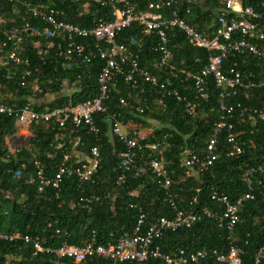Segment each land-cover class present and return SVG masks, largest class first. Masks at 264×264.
<instances>
[{"label":"trees","instance_id":"obj_1","mask_svg":"<svg viewBox=\"0 0 264 264\" xmlns=\"http://www.w3.org/2000/svg\"><path fill=\"white\" fill-rule=\"evenodd\" d=\"M130 1L138 10L143 11L147 4L158 0ZM263 1L240 0L242 6L253 7ZM173 2L169 10L176 11L180 18L198 32L209 33L217 27L216 16L222 7L221 0ZM28 5L53 9L57 13V19L81 28H90L98 20L111 19L109 6L93 0H1L0 56L7 55L12 49L11 43L1 34L2 31H19L25 24L29 30L42 27L39 19L32 18L26 11ZM169 10L163 8L159 12L167 16ZM21 35L18 56L28 64L16 66L9 62L0 63V101L16 107L27 103L31 95L28 84L33 78H37L39 90L35 97H52L44 103L32 105L36 110L44 106L54 109L75 105L97 97L96 76L101 60L96 58L89 64L78 59L65 61L57 49L58 43L63 46L59 37L52 39V48L40 59L34 44L38 42L42 46L44 39L26 32H21ZM166 36L167 48L171 52L170 71L153 66L159 58L158 39L154 34L143 36L137 24L116 34V42L136 54L139 66L155 75L164 88H152L138 82L137 89L129 91L121 77L117 76L109 82L110 92L105 105L107 113H118V120L123 124L131 122L137 129L150 130L143 139H138V143L157 144L159 153L156 156L171 180L169 190L165 191L156 184L148 167V162L155 153L146 149L135 150L125 181L116 184L119 155L124 146L110 135L104 115L93 118L98 127L97 138L83 127L74 128L70 122H66L59 128L51 120L48 123L30 125L25 144L13 152L8 150L6 140L15 136L19 128L14 118L0 115V234H18L33 240L36 238L42 248H54L63 242L81 245L90 236L98 244H111L121 234H131L134 231L139 214L144 217L141 233L155 219L171 217L173 211L167 202V193H170L178 210L204 208L213 215L200 217L188 228L163 232L153 242L161 253L172 255L178 250L186 253L207 250V258L198 264H223L216 262L211 252L226 254L229 243H233L241 252V264H252L256 250L264 241V178H256L252 182L254 197L242 202L238 209L241 221L232 232L220 225L217 217L223 207L211 200L210 195L215 192L234 201L247 192L240 177L244 169L264 161V124L256 120L252 123L246 116L240 117L239 109H235L229 121L233 125V133L237 135L238 144L243 148L242 155L238 158L226 156L229 146L223 139L225 131H222L216 145L217 158L212 167L200 176L185 177L179 166L180 152L186 150L198 157L203 156L220 112L217 109V90L211 77L205 82V99H200L190 78L186 76L200 71L205 66L209 53L190 47L184 36L176 30L168 31ZM82 42L92 46L94 41L86 39ZM258 64L264 66V62H257L252 57L228 53L222 67L224 71L229 68L239 71L256 70L255 66ZM34 68L36 72H33ZM24 72H29V75L24 76ZM62 81H66L68 86L74 82L70 92L63 90ZM21 82H25V85L21 86ZM171 89L196 105L193 117L184 113L181 102L166 95ZM247 94L248 98L245 99L240 91L226 102L252 107L264 99L263 88L251 90ZM119 97L127 99L129 108L123 109L118 105ZM159 99H162V105L157 104ZM136 105L144 108L142 114L133 112L131 107ZM76 135L81 139V145L76 148L78 152L86 154L92 146H100V164L95 174V183L78 187L73 177H62L58 188L47 186L38 191L33 161L39 163L46 178H52L63 155L70 151L69 140ZM127 136L131 137L130 134ZM257 180L262 187L256 184ZM83 194L97 196L98 201L78 203V198ZM193 197H196V204L191 206L189 203ZM0 264L74 263L38 252L32 242L17 239L0 241ZM78 264L120 263L91 257ZM147 264L161 263L149 260Z\"/></svg>","mask_w":264,"mask_h":264},{"label":"built area","instance_id":"obj_2","mask_svg":"<svg viewBox=\"0 0 264 264\" xmlns=\"http://www.w3.org/2000/svg\"><path fill=\"white\" fill-rule=\"evenodd\" d=\"M93 1L100 2L101 5L107 4L111 19L109 21L98 20L90 28H81L77 25L65 23L56 18V11L46 6L34 7L28 5L26 11L32 18H38L42 27L29 30V27L25 24L19 31H2L1 34L11 43L12 49L7 55L0 56V63L9 62L16 66H27V61L22 60L18 56L22 42L21 32L44 39L42 46L38 42L34 44L40 59L52 48V39L59 37L63 46L61 47V44L58 43L57 49L65 61L78 59L84 64H89L96 58L101 60V66L96 76L97 97L75 105H65L54 109L44 106L40 110H36L32 105L44 103L50 98L47 99L49 96L44 99L35 97L39 90L37 78H33L30 84L27 83L31 91L28 102L16 107L0 101V115L14 118L19 130H24L26 133L30 125H36L41 122L48 123L53 120L59 128L63 127L66 122H70L74 128L83 127L86 132L91 133L95 138L98 136V127L93 118L97 115H104V121L107 124L110 135L124 146L123 151L119 155V174L116 177V184H122L125 181L126 173L130 170L135 157V150L146 149L151 153H155L154 157L149 160L148 167L156 180V184L168 191L171 180L160 159L156 156L159 153L157 144H139L140 132L136 128H130L128 133L125 132L124 129L127 128L128 123L123 124L118 120V113H107L105 101L108 99L110 92L109 82L117 76L121 77L123 84L129 91H135L138 87V82H142L152 88H164L163 84L158 83L155 75L150 74L146 69L139 66L136 54L116 42V34L132 24H137L140 27L143 36L154 34L158 39L157 52L159 58L153 66L170 71L172 69L169 64L171 52L167 48L166 33L176 30L184 36L190 47L209 53L205 66L200 71L194 74H186V76L190 78L193 88L200 99H205V82L207 78L211 77L217 90V109L220 112L218 120L212 127L205 154L198 157L186 150L180 152L179 166L183 169L184 176H200L212 167L217 158L216 145L219 134L222 131H225L223 139L229 146L226 156L238 158L242 155L243 148L238 144L237 135L233 133V125L229 120L234 110L239 109L240 117L246 116L252 123L256 120L264 124V99L257 106L252 107H241L239 103H227L226 100L236 96L240 91L246 99L249 95L247 92L264 89V66L258 64L255 66L256 70L239 71L238 69L229 68L224 71L222 65L228 53L238 56H249L257 60V62H264V1L253 7L242 6L240 0H221L222 7L216 16L217 27L209 33L198 32L180 18L176 11H170V6L174 4L173 0L151 2L147 4L143 11L138 10L130 0ZM163 8L169 10L167 16L159 12ZM86 39L93 40V45L84 44L82 40ZM33 72H36L35 68ZM28 75L29 72H24V76ZM20 85H25V82H21ZM61 86L63 90H70L74 86V82L68 86L66 81H62ZM166 95L172 96L175 100L181 102L183 111L188 117L195 115L196 105L181 98L175 89L167 91ZM117 102L121 108H129L126 98L119 97ZM157 104L162 105V99H159ZM131 108L137 114H142L144 109L140 105ZM127 134H130L131 137H128ZM68 144L70 145V151L68 154L63 155L61 162L56 166V171L52 178H46L39 163L36 160L33 161L32 166L38 191L47 186L54 189L58 188L62 177H73L76 179L78 187L95 183V174L100 164V146H92L86 154L78 152L76 148L81 145V139L77 135L69 140ZM71 159L73 160L71 161ZM256 178H264V161L243 170L240 179L247 188V192L234 201H229L223 194L213 192L210 195L211 200L221 204L223 207L217 218L220 225L227 231L232 232L236 225L240 223L241 219L238 209L244 200L253 199L252 182ZM256 184L262 187L259 180L256 181ZM195 192H198V190ZM4 197L8 198L6 195ZM97 201V196L89 194H83L78 198V203L83 204ZM167 202L173 211L171 217L155 219L141 233L140 229L144 217L139 214L134 231L131 234H121L111 244H98L93 236H90L81 245L63 242L54 248H42L36 238L33 240L18 234H0V241L22 239L24 242H32L36 251L52 254L58 259L70 260L74 264L81 263L91 257L103 258L120 264H147L149 260H157L161 264H198L207 258V250H197L189 253L178 250L172 255H166L161 253L153 242L159 239L165 231L188 228L200 217H210L213 214L204 208L198 210L190 208L187 211L178 210L170 193H167ZM194 204H196V197H193L189 203L191 206ZM211 253L214 255L216 262L241 264V252L233 243H229L226 254H218L215 251ZM263 262L264 241L256 250L252 264H263Z\"/></svg>","mask_w":264,"mask_h":264},{"label":"rangeland","instance_id":"obj_3","mask_svg":"<svg viewBox=\"0 0 264 264\" xmlns=\"http://www.w3.org/2000/svg\"><path fill=\"white\" fill-rule=\"evenodd\" d=\"M65 92H70L68 89H64ZM52 98L51 96L47 97V99ZM155 125V124H152ZM140 134L139 137L140 139H143L146 135H148L150 133V131L146 130V129H139ZM27 133H21L20 131H18V133L7 139L6 143H7V148L10 152H13L15 149L21 148L26 140H27Z\"/></svg>","mask_w":264,"mask_h":264},{"label":"crops","instance_id":"obj_4","mask_svg":"<svg viewBox=\"0 0 264 264\" xmlns=\"http://www.w3.org/2000/svg\"><path fill=\"white\" fill-rule=\"evenodd\" d=\"M130 128H136L137 129V127L135 125L128 122L127 128H125L124 131L128 133ZM137 130L139 131V129H137ZM146 130H148V129H146ZM18 131H20L21 133H26V131H24V130H18ZM148 131H150V130H148Z\"/></svg>","mask_w":264,"mask_h":264}]
</instances>
